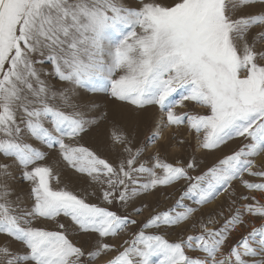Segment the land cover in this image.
<instances>
[{
	"label": "snow or ice",
	"instance_id": "1",
	"mask_svg": "<svg viewBox=\"0 0 264 264\" xmlns=\"http://www.w3.org/2000/svg\"><path fill=\"white\" fill-rule=\"evenodd\" d=\"M181 127L201 155L169 162ZM101 128L114 162L81 143ZM52 153L106 206L59 187ZM260 157L264 0H0V264H264Z\"/></svg>",
	"mask_w": 264,
	"mask_h": 264
},
{
	"label": "rangeland",
	"instance_id": "2",
	"mask_svg": "<svg viewBox=\"0 0 264 264\" xmlns=\"http://www.w3.org/2000/svg\"><path fill=\"white\" fill-rule=\"evenodd\" d=\"M129 2L132 3L133 5H135L136 0H129ZM100 102L108 104L111 107V102L107 98H100ZM154 112H155V110L153 109V113ZM145 122L138 129V132H139L138 138L140 141L144 140V138L149 134V131L152 128V123H153L152 118L149 121L146 120ZM185 129H186V131H185ZM168 130L169 131L171 130L169 135H170V139H171V144H172V141L174 140L173 141L174 147L171 146V144L169 146L164 145V148L160 146V150H161V154L163 156H166V158L169 162L175 163V161L178 157L181 159H187L191 154H195L197 157H199L201 155L199 149L196 147V142L193 138V134L191 132H189L186 127L172 128V129H168ZM183 131H184V133H183ZM104 133H105V135H104ZM103 137H104V140H103ZM164 139H165V137H164ZM102 140H103V143H102ZM181 140H183V144L180 143ZM161 142H159V143H161ZM81 143L84 146L90 147L92 150L96 151L98 155H101L104 158H108V159H110V161L114 162V157L112 156L111 152H109V141H108L107 128H101L98 133H93V134H90L88 136H85L84 139L81 141ZM239 143H240L239 140L231 142L227 148L223 149V152H225V153L229 152L231 149L236 148L239 145ZM103 145L104 146L106 145V146L104 147ZM155 149L156 148H153V149H151V151L154 152V151H156ZM178 150H180V151H178ZM106 151H108L109 153ZM221 154L222 153H220V152L209 154L206 158L207 163L213 162L216 159V157L221 155ZM47 163L53 165L55 171L60 175L61 183H60L59 187H66L68 190L73 191L75 194L86 198L87 202L97 203L100 206H106V205H104L102 200L99 199V197L101 195V193L99 191V186H91V181L89 180V178H87L85 175L76 173L73 169L69 168L64 162L61 161L58 154L52 153L51 156L49 157ZM257 163L258 164L264 163V157L258 158ZM13 186L16 188L17 192H20V191L26 192L28 190V185H27V183H24V182H20L19 184H15ZM55 186L56 185L54 184V187ZM176 187H178V185ZM176 187H171V188L164 190L163 194H157V196L147 197L148 203L150 205H153V206L156 205L157 203H159L161 209L171 206L174 203V200L179 196V192L176 191ZM94 191L96 192V196L91 195V193ZM238 191L241 193H246L247 190L244 189L243 187H239ZM168 193L174 194L171 199L165 198ZM253 195L258 196L259 194L253 193ZM223 199H224L223 196H221L219 198L220 201H223ZM215 206L216 205L213 204L209 207L211 208V207H215ZM109 207H110V210H117L118 211V205H116V204H113L112 206H109ZM149 214H150L149 210L146 209L144 216H140V217H136V218L139 221L143 222ZM59 220L61 223H65L66 225H68L69 228L71 229L72 225H71V222L69 219L61 217V218H59ZM36 223L38 226L46 227V228H49L52 230H55V228H56L55 222L38 220ZM255 223L257 226H259L260 221L257 220ZM133 231H135V229H133ZM242 231L246 232V230H242ZM194 232H195V229H190V228H188V226H184L183 228H176L174 230H170L167 233L166 238L169 239L170 241H175L178 239V236L181 233L187 235V234H192ZM71 238H74V237H71ZM6 239H7L6 236L0 235V243H3L4 240H6ZM109 242H118V241H111L110 240ZM12 247L18 248L19 245L16 244L15 242H13ZM190 254L195 255V253H190ZM104 259H107V257H105ZM97 264H103V260L97 261Z\"/></svg>",
	"mask_w": 264,
	"mask_h": 264
},
{
	"label": "bare ground",
	"instance_id": "3",
	"mask_svg": "<svg viewBox=\"0 0 264 264\" xmlns=\"http://www.w3.org/2000/svg\"><path fill=\"white\" fill-rule=\"evenodd\" d=\"M152 113H153V110H150V112L146 115V118H145V121L147 120V121H149L151 118H152ZM146 123V122H145ZM141 127V126H140ZM184 130V129H183ZM102 131V130H101ZM169 130H167L166 132H165V139L161 142V143H159L158 144V146H156L157 148H160V146L161 145H167V146H169L170 144H171V139H170V131L168 132ZM185 131H186V129H185ZM103 132V131H102ZM181 132V131H180ZM179 133V132H178ZM183 133H184V131H183ZM103 134V133H102ZM180 134V133H179ZM104 135H105V133H104ZM103 136V135H102ZM101 137V136H100ZM102 138V137H101ZM103 140H104V137H103ZM103 140H102V143H103ZM174 141V140H173ZM173 141H172V144H171V146H173ZM177 145V144H176ZM104 146V145H103ZM106 146V145H105ZM104 146V147H105ZM166 146V147H167ZM174 147V146H173ZM164 148V147H163ZM105 149V148H104ZM166 149V148H165ZM178 149V148H177ZM156 150V149H155ZM178 151H180V150H178ZM106 152H108V151H106ZM110 152V151H109ZM108 152V153H109ZM173 152V151H172ZM107 154V153H106ZM173 154V153H172Z\"/></svg>",
	"mask_w": 264,
	"mask_h": 264
}]
</instances>
